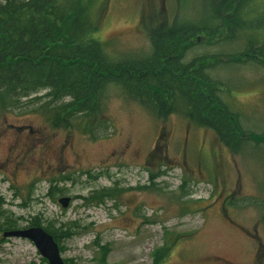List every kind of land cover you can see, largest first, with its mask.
<instances>
[{
	"label": "rangeland",
	"instance_id": "obj_1",
	"mask_svg": "<svg viewBox=\"0 0 264 264\" xmlns=\"http://www.w3.org/2000/svg\"><path fill=\"white\" fill-rule=\"evenodd\" d=\"M220 2L106 0L95 37L117 59L149 54L150 28L161 22L203 28L183 62L208 58L206 72L222 82L221 101L254 137L243 151L232 152L212 129L180 113L157 117L114 84L102 104L107 127L96 138L79 119L53 127L37 109L48 100L46 90L34 104L0 114L3 209L19 227L38 217L41 227L70 231L55 239L65 264H95L101 245L108 264H152L154 251L166 246L160 264H264V148L257 147L264 135V70L258 58L234 56L245 40L264 35V0L248 1L246 25L229 40L228 28L212 18L222 12ZM49 182L61 189L52 198ZM105 189L115 196L85 199ZM61 196L71 198L65 208ZM1 237L0 264H47L31 241Z\"/></svg>",
	"mask_w": 264,
	"mask_h": 264
},
{
	"label": "trees",
	"instance_id": "obj_2",
	"mask_svg": "<svg viewBox=\"0 0 264 264\" xmlns=\"http://www.w3.org/2000/svg\"><path fill=\"white\" fill-rule=\"evenodd\" d=\"M220 1V9L230 8L229 0ZM105 8L106 0H0V114L34 104L39 101L35 94L46 90L48 100L37 109L47 114L53 127H70L79 119L84 122L82 130L96 138L95 131L107 127L102 104L107 87L114 84L157 117L180 113L190 122L212 129L232 152L243 151L254 137L246 135L237 115L221 101L222 82L206 72L208 58L183 62L191 47L189 41L203 28L161 22L150 28L149 54L113 59L95 37ZM242 15L234 11L232 16L226 17L224 12L212 18L218 26L228 28L225 38L229 40L241 30L234 27L233 20ZM149 23L154 22L150 19ZM250 40L234 56L258 58L264 66V45L258 39ZM47 189L51 198L61 192L51 182ZM114 194L110 189L97 190L85 199L100 203ZM3 203L0 198V233L21 228ZM27 226L41 227L38 217ZM42 228L56 240L71 234L57 233L49 225ZM107 249L99 246L95 264H108ZM167 251V246L156 249L152 264H160Z\"/></svg>",
	"mask_w": 264,
	"mask_h": 264
},
{
	"label": "water",
	"instance_id": "obj_3",
	"mask_svg": "<svg viewBox=\"0 0 264 264\" xmlns=\"http://www.w3.org/2000/svg\"><path fill=\"white\" fill-rule=\"evenodd\" d=\"M58 202L65 208L70 203V197L62 196ZM2 237L27 239L34 244L41 257L46 259L47 264H65L54 237L40 226L6 230L2 232Z\"/></svg>",
	"mask_w": 264,
	"mask_h": 264
},
{
	"label": "flooded vegetation",
	"instance_id": "obj_4",
	"mask_svg": "<svg viewBox=\"0 0 264 264\" xmlns=\"http://www.w3.org/2000/svg\"><path fill=\"white\" fill-rule=\"evenodd\" d=\"M248 1L249 0H229V6H230V8H228V10H226L225 9V11H223L222 9H221V11L222 12H225V16L227 15V16H232V13L234 12V11H238V13L239 12H241L243 15L242 16H246V15H244L245 14V11H246V8H247V6H248ZM221 12V13H222ZM261 12V16H263L262 17V20H260V26H264V11H260ZM262 12H263V14H262ZM226 16V17H227ZM232 20V19H231ZM241 23L242 24H245L246 25V23L244 22V21H242L241 20V16H238L235 20H233V24L236 26V27H238V26H240L241 25ZM259 27V26H258ZM200 38L201 37H198L197 38V41H199L200 40ZM246 41V46L248 45V40H245ZM189 43L191 44L192 43V39L189 41ZM257 43L259 44V45H264V35L263 36H261V39H259L258 41H257ZM262 64V67H263V70H264V66H263V63H261ZM193 123V122H192ZM194 124V123H193ZM196 125V124H195ZM245 136V135H244ZM252 140H253V138H252ZM258 141H259V143H257L258 144V146L257 147H261V146H259L260 144H262L263 145V148H264V135L261 137V138H259V139H257Z\"/></svg>",
	"mask_w": 264,
	"mask_h": 264
}]
</instances>
